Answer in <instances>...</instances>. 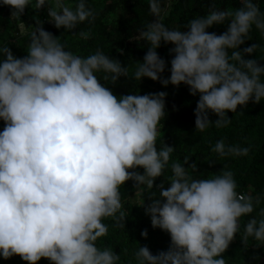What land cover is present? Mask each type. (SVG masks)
Returning a JSON list of instances; mask_svg holds the SVG:
<instances>
[{
	"label": "clouds",
	"instance_id": "obj_1",
	"mask_svg": "<svg viewBox=\"0 0 264 264\" xmlns=\"http://www.w3.org/2000/svg\"><path fill=\"white\" fill-rule=\"evenodd\" d=\"M30 2L0 0V5L20 18ZM239 5L234 10L210 6L179 30L161 22L160 0H149L155 19L139 33L148 49L132 79L188 86L192 96L199 95L197 132L226 127L232 120L227 112L264 100V65L244 58L257 45L240 50L253 25L264 35V12L253 0H239ZM44 6L57 29L72 31L95 19L85 0L74 8L65 0L50 5L35 0V10ZM34 19L26 56L0 48V119L5 125L0 131V257L19 255L28 264L41 258L52 264H118L120 255L101 250L96 241L107 234L105 218L123 221L120 187L133 180L153 189L163 174L174 151L166 144L157 150L156 144L167 93L117 97L96 73L111 74L114 83L128 77L126 67L99 50L87 57L65 51L43 21ZM226 22L220 35L207 31ZM162 41L173 45L170 75L163 79L166 62L156 51ZM209 113L218 119L211 121ZM212 151L221 157L246 156L249 149L220 140ZM187 163L173 165L170 187L161 184L160 197L145 208L151 226L170 234V246L156 255L140 246L137 264H226L221 256L238 232L239 218L254 211V198L238 195L231 171L192 179L189 169L196 171V165L186 168ZM137 168L143 174L129 171ZM260 215L245 225L244 240L264 242V209ZM141 236L147 238V230Z\"/></svg>",
	"mask_w": 264,
	"mask_h": 264
},
{
	"label": "trees",
	"instance_id": "obj_2",
	"mask_svg": "<svg viewBox=\"0 0 264 264\" xmlns=\"http://www.w3.org/2000/svg\"><path fill=\"white\" fill-rule=\"evenodd\" d=\"M78 0H65L69 6L75 7ZM163 9L161 22L168 28L184 30V26L196 16L205 15L210 6L216 9L234 10L239 7V0H160ZM264 12V0H253ZM86 6L94 12L95 19L89 18L77 25L72 31L64 28L57 29L47 17V6L40 10L34 9L35 0H31L20 18L11 17V9L0 5V48L9 47L13 55L23 58L27 55V48L31 41V32L36 27L37 16L43 21L45 31L57 38L64 50L73 55L87 57L95 54L97 50L120 62L127 68V76H121L113 83L111 74L96 73L101 80L117 97L137 94L145 95L165 92V117L157 126V150L164 144L174 148L170 153L168 163L163 174L154 180L153 189L147 185L137 186L133 180L126 181L121 187V211L124 213L123 221L117 223L112 217L105 218L102 222L107 226V234L96 241V246L103 250L111 249L120 255L118 264H137L135 254L140 246H147L151 254L167 251L170 246V234L151 226V218L145 214V208L153 199L159 198L160 185L170 187L173 177V165L179 163L185 167L196 165V171L189 169L192 179H211L231 171L236 182L237 193L254 198V211L242 216L238 221V232L230 242L229 247L222 254L226 264H264V242L256 241L253 237L244 240V228L250 219L259 221L264 209V100L259 104L249 101L246 106H238L237 111L227 112L231 123L226 127L217 128L211 125L203 132L195 131L194 109L199 100V95L192 96L188 86H163L159 80L142 78L140 81L132 79L139 62L147 52L148 44L139 38V33L155 19L150 11L149 0H85ZM51 4V0H48ZM91 21V22H89ZM228 23L213 25L207 29L217 35L227 30ZM244 48L256 44L257 48L245 59H257L264 65V35L254 25L251 28ZM173 45L161 42L156 50L158 55L166 62V69L161 78L170 75V60L172 55L169 49ZM122 50V51H121ZM231 50H229L230 52ZM0 53V59H2ZM108 75V80L103 76ZM264 82V76L261 77ZM209 119L215 121L218 117L209 113ZM2 131L4 121L0 119ZM223 140L226 146H239L248 148L246 156H224L212 151L215 144ZM143 174V168L135 170ZM259 198L260 203H255ZM144 202V203H143ZM143 204V205H142ZM119 215V213L117 214ZM124 223V227L122 224ZM147 230L148 236L144 238L141 232ZM0 264H28L19 255H14L5 260L0 257ZM37 264H52L47 258H41Z\"/></svg>",
	"mask_w": 264,
	"mask_h": 264
},
{
	"label": "built area",
	"instance_id": "obj_3",
	"mask_svg": "<svg viewBox=\"0 0 264 264\" xmlns=\"http://www.w3.org/2000/svg\"><path fill=\"white\" fill-rule=\"evenodd\" d=\"M0 131H2L1 127H0ZM238 195L244 196L243 193H238Z\"/></svg>",
	"mask_w": 264,
	"mask_h": 264
}]
</instances>
